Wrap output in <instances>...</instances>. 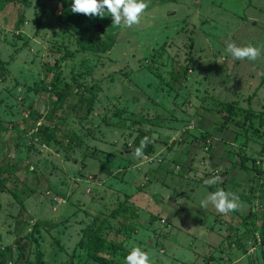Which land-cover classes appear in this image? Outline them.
<instances>
[{"label":"rangeland","instance_id":"374dc122","mask_svg":"<svg viewBox=\"0 0 264 264\" xmlns=\"http://www.w3.org/2000/svg\"><path fill=\"white\" fill-rule=\"evenodd\" d=\"M26 3L0 7V167L17 166L0 182V264L22 245L32 264H119L134 247L152 264H264V51L255 61L226 51L264 47V0H146L131 28L107 12L59 18L63 0ZM51 79L92 91L59 114L81 144L21 132L30 108L47 115ZM218 189L240 210L201 208Z\"/></svg>","mask_w":264,"mask_h":264},{"label":"trees","instance_id":"16d2710c","mask_svg":"<svg viewBox=\"0 0 264 264\" xmlns=\"http://www.w3.org/2000/svg\"><path fill=\"white\" fill-rule=\"evenodd\" d=\"M11 4H14V5L18 4L17 6L21 4L23 7H25L24 5H26L27 3H26V0H0V7L2 6L1 9H7V7L10 6ZM71 6H72L71 0H63V7L58 12V17L67 18L68 20L69 19L72 20L73 19L72 16L68 18V12L71 11ZM21 12L18 15L17 24L13 26L14 29L20 28L21 25L24 23V16H22ZM9 26L11 27L12 25H9ZM92 29L95 30L94 25ZM49 83H51V86H52L50 90H52L53 92V94L51 92L50 95L54 96L55 99L51 100L47 115L46 116L43 115L41 111L38 110V108H35V107L30 108L28 117H24L21 121L22 126H24V129L21 131L22 134L28 135V134L33 133L34 134L33 137L40 138L39 140L40 142L43 141L45 144L49 146L54 144L56 146H60V148L62 149L67 148L69 145L73 143L81 144V138L73 137L74 134L69 135L66 131L62 132L64 128H60V125H63L65 121L60 118L59 114L61 111L65 110L66 104L69 102V98L76 96L75 99L79 98L81 100L86 101V99H84V94L86 91H91L90 87L85 83H78L76 88L72 87L71 85L60 86L58 85L57 82H54L52 79ZM47 105L48 104L45 103L44 106L47 107ZM250 116H252V114ZM261 117L263 118V123H264L263 113H261ZM53 121L58 122L57 128L54 127L55 125ZM15 130L20 131V128L16 126ZM59 135H61V138L58 137ZM35 138L33 139L36 140ZM263 153H264V149H263ZM16 168L17 166L13 164H9L7 167H0V182L4 184L3 182H5V180L11 179L12 176H14L13 174ZM5 173H7V176H4ZM259 174L261 175L260 178H262L263 180L261 189H262L263 198H264V169H263V172H260ZM46 192H49V190H47ZM246 198L249 199V196H246ZM125 208L124 209L128 210L131 215L132 209L130 207H125ZM120 215H124V212L121 211ZM38 226H39L38 224L34 226V232L38 231ZM259 231L262 235V239H263L262 241L264 242V223L262 227L259 228ZM33 235L34 233H32V236ZM34 240H37V239H34ZM82 245H84L85 247H89V249H92L91 252L93 255L97 254L98 250L100 249V243H99L98 237L92 231H88L85 234V238L83 239ZM115 247L113 246L114 250H115ZM11 258H12V254H11L10 248L8 247L7 249H5V259L4 260L8 262V260ZM112 260L114 261V263L117 262L119 264H125V261H122L121 257H115ZM22 262H24L25 264H32L30 261H28V258H27V245H22L21 249H19L18 251L17 258L15 259V264H18V263L22 264Z\"/></svg>","mask_w":264,"mask_h":264},{"label":"clouds","instance_id":"9594fccd","mask_svg":"<svg viewBox=\"0 0 264 264\" xmlns=\"http://www.w3.org/2000/svg\"><path fill=\"white\" fill-rule=\"evenodd\" d=\"M148 7L146 0H73L71 12L76 14H84L87 16H99L103 18L107 12L112 17V24L131 28L140 23L142 14ZM226 51L232 57L239 60L247 59L255 61L260 57L264 47L256 46H238L235 42L226 41ZM149 143V138L145 137L139 147L135 150V157L144 158V148ZM220 177L216 176L210 180H205L206 185L219 182ZM214 205L217 212L227 214L231 211H239L241 204L239 196L233 192H227L218 189L214 193H210L201 201V208H206L208 204ZM125 264H152L149 253L143 251L139 247H134L125 259Z\"/></svg>","mask_w":264,"mask_h":264},{"label":"water","instance_id":"95a60500","mask_svg":"<svg viewBox=\"0 0 264 264\" xmlns=\"http://www.w3.org/2000/svg\"><path fill=\"white\" fill-rule=\"evenodd\" d=\"M94 29H95V31H97L99 33L104 32V27H103V25L101 23H96L94 25Z\"/></svg>","mask_w":264,"mask_h":264}]
</instances>
